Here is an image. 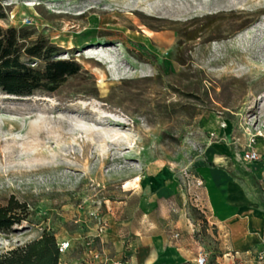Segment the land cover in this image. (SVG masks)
<instances>
[{
  "label": "rangeland",
  "instance_id": "1",
  "mask_svg": "<svg viewBox=\"0 0 264 264\" xmlns=\"http://www.w3.org/2000/svg\"><path fill=\"white\" fill-rule=\"evenodd\" d=\"M0 4V27L80 65L54 92H0V205L29 212L0 231V252L48 232L59 264H139L163 236L190 248L178 264H224L241 225L208 206L202 170L242 179L249 136L264 138V0Z\"/></svg>",
  "mask_w": 264,
  "mask_h": 264
},
{
  "label": "trees",
  "instance_id": "2",
  "mask_svg": "<svg viewBox=\"0 0 264 264\" xmlns=\"http://www.w3.org/2000/svg\"><path fill=\"white\" fill-rule=\"evenodd\" d=\"M5 8L0 4V18ZM24 28L0 27V92L29 96L34 91H56L69 77L76 75L80 65L74 59L54 58L55 47L41 39L27 41ZM39 62L32 65V62ZM33 62V63H34ZM41 62V63H40ZM25 203L11 197L0 205V231L27 220ZM59 243L54 235L43 232L39 237L0 252V264H59Z\"/></svg>",
  "mask_w": 264,
  "mask_h": 264
},
{
  "label": "crops",
  "instance_id": "3",
  "mask_svg": "<svg viewBox=\"0 0 264 264\" xmlns=\"http://www.w3.org/2000/svg\"><path fill=\"white\" fill-rule=\"evenodd\" d=\"M258 140L260 141V143L258 142L259 147H255L254 144V148L259 153L260 158L257 161L247 162V164H252V170L246 173L241 171L242 179H232L226 172L217 167H209L202 170V176L206 184L215 183L213 186L208 185L210 187L206 185L208 206L217 214L218 218L231 222L234 221L241 225L240 230L235 234L233 248H231L230 252L223 254L224 264H264V186L262 184V179H264V138H262L261 134L256 137L255 143ZM216 189L220 191L213 192ZM209 194L212 196L217 195L220 198L217 196L212 197ZM211 202H216L214 203V207L217 204V209L213 207V203ZM218 204L223 205L222 208ZM126 220L127 218L124 217L120 221L123 224H127ZM130 228L131 230H135V228L132 229V226ZM137 234H140V232H137ZM175 235L177 236L178 233H175ZM184 242V240L173 243L168 242L163 236L147 240L142 244V249L140 248L139 250L142 255L139 264H145L147 260H151L152 264H155V259L156 262L158 261V264L188 262L190 261V248L185 249L187 244ZM160 254H163L162 256H165L167 259L162 258ZM172 255L175 257L172 258ZM260 256H262V259H259ZM178 259L181 261H178ZM117 260V258L112 259L108 256L104 257V259L102 257L100 259L91 257V261L99 262L100 264H121ZM194 261L195 259L192 262Z\"/></svg>",
  "mask_w": 264,
  "mask_h": 264
},
{
  "label": "built area",
  "instance_id": "4",
  "mask_svg": "<svg viewBox=\"0 0 264 264\" xmlns=\"http://www.w3.org/2000/svg\"><path fill=\"white\" fill-rule=\"evenodd\" d=\"M259 135H260V132H257V133H253L249 136L248 144H247V150L243 153V156H242L244 161L252 162V161H257L260 158L259 153L254 148L256 137ZM262 184L264 186V179H262ZM63 248L64 247L61 244L59 246V250L62 251ZM92 255L95 259L99 258V254H97V253H92ZM259 259H262V256H260ZM195 264H208L206 254L203 252H199L197 257L195 258Z\"/></svg>",
  "mask_w": 264,
  "mask_h": 264
},
{
  "label": "bare ground",
  "instance_id": "5",
  "mask_svg": "<svg viewBox=\"0 0 264 264\" xmlns=\"http://www.w3.org/2000/svg\"><path fill=\"white\" fill-rule=\"evenodd\" d=\"M260 10H261V9H260ZM113 134H114V133H113ZM108 135H109V133H108ZM111 136H112V135H110V138H112ZM115 136H116V135H115ZM39 151H40V150H39ZM36 153H37V152H36ZM39 155H40V154H39ZM54 162H55V161H54ZM44 163H45V162H43V164H44ZM51 163H53V162H51ZM38 166H39V164H38ZM46 166H48V165H46ZM44 169H51V168H50V167L40 166L36 171L39 172V171H42V170H44ZM205 170H206V169H205ZM211 171H212V170H211ZM222 174H224V173H222ZM205 175H206V174H205ZM225 177H226V176H225ZM210 180H211V179H210ZM210 180H209V181H210ZM210 182H211V181H210ZM210 182H209V183H210ZM215 182H216V181H215ZM206 185H207V186H208V185H212V186H213V185H215V183H214V184H213V183H211V184H206ZM216 185H217V184H216ZM208 187H210V186H208ZM217 188H219V186H217ZM211 189H212V187H211ZM211 189H210V190H211ZM216 191L218 192V191H220V190H219V189L213 190V192H216ZM209 192H210V191H209ZM221 192H223V191H221ZM221 192H220V193H221ZM210 193H211V192H210ZM221 194H222V193H221ZM209 195H210V194H209ZM219 195H220V194H219ZM210 196H212V195H210ZM214 196H217V195H214ZM214 196H212V197H214ZM212 197H210V198H212ZM217 197H219V196H217ZM224 197H225V196H224ZM219 198H220V197H219ZM219 198H217V199H219ZM221 200H222V199H221ZM221 200H219V201H221ZM214 201H215V200H214ZM216 201H217V200H216ZM219 201H218V202H219ZM211 203H213V202H211ZM214 203H216V202H214ZM214 203H213V207H214ZM221 204H222V202H221ZM218 205H219V204H218ZM219 206L222 208L223 205H222V206L219 205ZM214 208L217 209V204H215V207H214ZM223 209H224V207H223ZM223 209H221V210H223ZM219 210H220V209H219ZM228 213H230V212H228ZM168 249H169V248H168ZM170 250H173V249H170ZM165 252H166V251H165ZM170 252H171V251H170ZM166 253L168 254V252H166ZM172 253H173V252H172ZM163 254H164V253H163ZM163 254H162V255H163ZM174 254H175V253H174ZM162 255L160 254V256H162ZM163 257L166 258L165 256H162V258H163ZM171 257L174 258L175 256L172 255ZM177 257H178V256H177ZM180 257H181V256H180ZM158 258H159V257H158ZM181 258H182V257H181ZM166 259H167V258H166ZM179 259H180V258H179ZM179 259H178V261H181V260H179ZM170 260H173V259H170ZM154 262L157 263L158 261L156 262V259H155ZM159 262H160V261H159ZM165 262H166V261H165ZM152 263H153V262H152L151 260H147V261L145 262V264H152ZM163 263H164V262H163ZM167 264H169V263H167Z\"/></svg>",
  "mask_w": 264,
  "mask_h": 264
}]
</instances>
